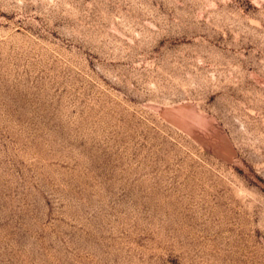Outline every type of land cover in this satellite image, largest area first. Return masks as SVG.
Returning a JSON list of instances; mask_svg holds the SVG:
<instances>
[{
  "label": "rangeland",
  "instance_id": "374dc122",
  "mask_svg": "<svg viewBox=\"0 0 264 264\" xmlns=\"http://www.w3.org/2000/svg\"><path fill=\"white\" fill-rule=\"evenodd\" d=\"M0 264H264V0H0Z\"/></svg>",
  "mask_w": 264,
  "mask_h": 264
}]
</instances>
